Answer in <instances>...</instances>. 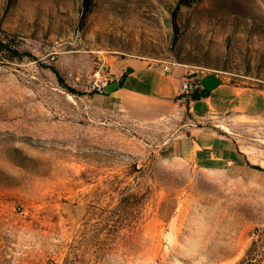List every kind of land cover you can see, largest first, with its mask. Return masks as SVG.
<instances>
[{"label":"rangeland","instance_id":"1","mask_svg":"<svg viewBox=\"0 0 264 264\" xmlns=\"http://www.w3.org/2000/svg\"><path fill=\"white\" fill-rule=\"evenodd\" d=\"M0 28L38 58L0 63V264H264V171L163 158L88 101L122 54L264 87V0H0ZM212 124L264 168L263 119Z\"/></svg>","mask_w":264,"mask_h":264},{"label":"crops","instance_id":"2","mask_svg":"<svg viewBox=\"0 0 264 264\" xmlns=\"http://www.w3.org/2000/svg\"><path fill=\"white\" fill-rule=\"evenodd\" d=\"M120 58L127 64L113 71ZM162 68L139 55L117 56L108 67L105 91L88 100L90 111L99 117H116L151 128L150 134L162 138L157 149L163 158L187 160L206 169L240 165L248 159L232 130L225 131L215 124L197 126L195 122L213 117L264 120V87L243 86L221 73L208 72L201 75L198 86L206 93L182 102L178 99L179 88L191 67L174 64L167 71ZM184 110L188 119L181 122Z\"/></svg>","mask_w":264,"mask_h":264},{"label":"trees","instance_id":"3","mask_svg":"<svg viewBox=\"0 0 264 264\" xmlns=\"http://www.w3.org/2000/svg\"><path fill=\"white\" fill-rule=\"evenodd\" d=\"M25 58L32 59V60H38L37 56L32 53L30 50H25L20 48L18 35L15 33H9L4 31L2 28H0V63L2 65H6L8 61H14V60H23ZM49 69H51L57 80L58 83L65 88L68 92L74 95H80L82 92L76 90L73 87H70V85L66 84V81L64 78L59 74V72L54 68L53 65H45ZM201 95H204L206 91H202L197 89ZM94 93L90 92L89 95H93ZM190 100H196L190 97ZM189 101V99L187 100ZM185 101V102H187ZM242 164H245L249 167L256 168L259 171H264V168H262L258 164H254L249 162L247 159H244L242 161ZM250 251V249H249Z\"/></svg>","mask_w":264,"mask_h":264},{"label":"built area","instance_id":"4","mask_svg":"<svg viewBox=\"0 0 264 264\" xmlns=\"http://www.w3.org/2000/svg\"><path fill=\"white\" fill-rule=\"evenodd\" d=\"M176 65L174 61H170L167 64L163 65L162 70L167 71L170 66ZM202 71L189 69L181 83L178 93V99L182 102L190 100L191 93L194 90L198 89L200 85ZM108 83V78L105 73H102L101 70H95L92 74L88 91L94 94H101L105 91L106 84Z\"/></svg>","mask_w":264,"mask_h":264},{"label":"water","instance_id":"5","mask_svg":"<svg viewBox=\"0 0 264 264\" xmlns=\"http://www.w3.org/2000/svg\"><path fill=\"white\" fill-rule=\"evenodd\" d=\"M191 97L193 99H198L200 97V92L198 90H194L192 93H191Z\"/></svg>","mask_w":264,"mask_h":264}]
</instances>
